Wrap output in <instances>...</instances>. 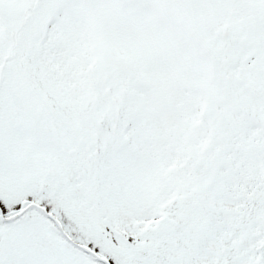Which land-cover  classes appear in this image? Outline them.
<instances>
[{"label":"snow or ice","instance_id":"6c2138e0","mask_svg":"<svg viewBox=\"0 0 264 264\" xmlns=\"http://www.w3.org/2000/svg\"><path fill=\"white\" fill-rule=\"evenodd\" d=\"M0 264H264V0H0Z\"/></svg>","mask_w":264,"mask_h":264}]
</instances>
